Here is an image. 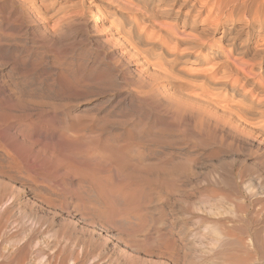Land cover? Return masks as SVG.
Instances as JSON below:
<instances>
[{"label": "bare ground", "instance_id": "6f19581e", "mask_svg": "<svg viewBox=\"0 0 264 264\" xmlns=\"http://www.w3.org/2000/svg\"><path fill=\"white\" fill-rule=\"evenodd\" d=\"M14 1L22 5V7H24L27 11H29V13L37 17L36 19L40 20L38 16L41 15L40 17L43 16V18H45V21L47 19H51L50 18L51 11H49L48 8L49 6H52L51 7L52 11H54L56 14H59L60 12L64 13L67 11V10L65 11L66 6L68 7V6L76 5V3L73 0H52L50 4L46 3L47 0H14ZM85 1L89 6L92 7L95 20H99V23L101 25H105L107 27L106 30L108 32V35L114 38L115 44L119 46V48L123 49L126 54H132V56L136 55L138 58H140L139 63L142 64V67L145 69L144 72L148 73L147 75H149V78L150 76L152 78L154 76H160L161 80L164 79L165 81L168 82V84L179 82L180 85V82L184 83L186 89L182 84L185 90V92L182 95L178 93L180 90L176 91V93H178L177 95L173 93L174 94L173 99L175 98V96H177L175 98L176 99L175 102H177V98L180 97L179 95L184 96V98L186 97L185 100L183 98L182 99L185 102H187L186 99H188V101L191 100L190 102L191 105L192 104H193L192 106L195 105L194 109L197 106L198 110L203 109L204 111H207L205 112L206 114L210 113L211 115H213V117L216 120H219V122L222 121L223 124H227L229 127L230 124H232L235 128L241 127L243 129H246V131L248 129L249 130L256 129L258 131L264 132V0H158L161 1L162 4L153 7L149 5L150 0L149 1L137 0L142 4H139L132 0H85ZM55 6L58 7L56 8ZM62 7L65 8L61 10ZM58 19L60 20L61 18ZM53 28L54 27H52V29H49V31L53 30ZM9 43L11 44V42ZM116 45L112 44V46H115V49H116ZM3 46L0 47L2 48ZM10 47L12 48V46L9 45L4 46L3 47L4 51L3 52L1 51L2 55L0 54V58L2 59L1 61L5 60V62H2V64L8 66L7 75L4 74V76H7V79H10L13 78L15 74L19 73L18 75L19 78L16 77L18 78L17 81L14 80L9 81L7 79L5 80L4 78H2L4 80L2 81L0 80V184H5V185L9 184L8 187H4L3 185L5 190L1 189L0 191V240L1 238L2 241L3 239L5 241L8 240L9 241L8 243L9 244L12 243V248H14L13 252L11 250L12 248L10 249L12 253H10L8 250V252L10 253L8 256L11 257V261L7 263L18 264L19 262H23L25 259L28 260L29 262L32 261L35 263L34 260L39 259L40 261V263L38 262L39 264H68L70 260L74 264H77V261L80 260L78 262V264H80L81 262H84V260H87L86 258L88 257H86V255L84 254L82 257L80 256V259H78L80 254H78V257L74 256L75 251L73 246L76 245H74L73 243H71L73 245L71 246V249L68 248L70 250L67 252L65 251L68 249H66L62 253L63 251L62 248L58 249V250H62L61 252L50 251L51 248L53 247L59 246L60 248V240L58 239L60 236L58 237L56 235V233L59 232L60 230L58 231L56 227L57 230L56 232L54 229L55 226L53 227V224L52 226L51 224L48 225V228L46 226L45 228H43L42 217L44 216L42 215H41L42 217L40 216L39 212L41 213V211L42 212L46 211L48 213H51L52 217H54L59 213L62 214L64 213L65 216L62 217V219L63 218L66 219L65 217H67L68 223L71 222L74 225L77 224L78 222L79 223L81 222L84 226L88 228V232L90 233L94 232L93 230L96 227L106 232L112 231L120 241L124 242V245L126 247L134 248V249L136 248V252L138 251L140 252V250H142V252L149 257H152L155 254L158 255V253H160L159 256L162 253L163 254L167 253L170 255L171 252L175 251L177 248L176 241L174 240L175 238L172 237L171 235L172 232L168 231L170 228L167 229L168 227L166 225L167 227L166 231H163L164 233L163 232L158 233L155 240L154 239L150 240L152 236H150L149 238L148 233L146 234V232L145 235L143 234L142 237H137L139 239L136 240L137 239L136 231L139 228H141L142 225L145 226V224H141L140 222H138L139 221L138 218L139 216H141L143 210L146 207L145 204L147 203L146 201H148V197L152 195L151 193H149L151 187L154 185L156 186L158 185V186L166 187L168 191L173 189L172 187L174 183L177 182L176 180H178V178L181 177V175L187 174L186 176H188V173L186 172H189L191 170V168L189 167L190 170L187 171L189 166L187 163L189 162V160L187 163H178L176 165L170 163L171 161L167 159L166 160L164 159L163 161L157 160L155 162L156 154L154 156L150 152L146 155H142L139 151L137 152L138 147L147 152V149L149 150L150 146L152 145L149 146L150 140H147V138L150 137L146 136L147 137V138L145 137L146 141H144L142 135L139 134L140 132L136 131L135 126H131V128H127L128 127L127 126L125 128L124 127L125 123L122 125L121 124L122 122L120 123V120L118 122H112L110 121L111 120L110 118L109 121L103 118L100 122L94 123L96 121H93V119L82 120L80 117L76 115H75L76 117H72V116L68 117V115L63 113L65 111L63 112L58 111L60 105L58 106L57 103L56 106V104H54V101H52L55 95L53 93L57 94L56 92L57 89L53 91L54 90L53 87L59 85L62 88L61 89L62 93H65L66 95L67 93H69L68 95L70 96L72 92L74 93L76 91L75 84L72 85L69 80L70 77L68 78L63 72H61L62 71L61 68H60L61 71H58V70H52L54 67L52 69L47 67L48 72L46 73L47 70H45L46 69L45 68L41 76L47 78V79L45 78L46 82L47 80L48 81L56 80L55 82L57 83H49L50 84L49 86L46 83L49 89H47V87L43 88V79H44L43 77H42L43 79L38 78L39 80L37 82L32 81V76H34V74H36L37 72H38L37 74H41L39 73L40 67L38 66V63L35 61L36 63L25 65L21 61L23 59L20 58L18 52H17L18 54L15 53L11 54L12 50ZM16 48L17 46L15 47V49ZM132 56L131 58L133 59ZM38 59L40 60V58ZM42 59L44 58L42 57ZM130 60L131 59H129V61ZM188 63L195 66L192 68H190L189 66L188 68L186 67ZM47 64H49V62ZM44 67H42L41 69L43 70ZM140 71L141 69L139 70V72ZM70 72L72 71H69L68 73ZM37 77H35L36 80ZM157 78L155 77V79ZM87 80L88 79L86 78V81ZM59 86L57 88L60 93ZM170 86L169 88H171ZM151 87L152 88L150 92L153 95L158 94L156 96H159V94L161 93L162 97L164 96L167 99L173 100L171 99L172 98L171 95H170L171 98L169 97V95L167 96L166 90H165L166 94L163 91V93L165 94L164 95L158 87L156 86L155 88H153L154 86ZM175 90H177V88ZM80 91H82V89ZM80 91L77 90L78 93H80ZM146 91L143 90L142 94H144L143 92ZM132 92H136V90L135 91L132 90ZM169 92L172 93V91ZM139 94H135V95L130 94V97L134 100V102L138 101L139 104L141 103L143 105L147 104L150 101L149 100L151 99L150 97L140 98L138 97ZM80 95L82 94L80 93ZM60 96L61 95H59V97ZM67 96L66 98H68ZM72 97H70L69 99H71ZM151 97H155V96H151ZM157 98L158 97H156V99ZM60 99L63 98L60 97ZM60 99L58 98L59 101ZM159 100H165V99L162 98L160 99L159 96ZM183 100L181 101L184 104ZM167 103H169V100ZM129 104L132 105L131 102ZM187 104H189V102H187ZM144 106L150 108L149 103ZM190 106L187 107L190 108ZM182 107L184 106L182 105ZM61 108H63V105ZM129 108L127 111L130 110ZM173 110L174 111H170V112H175V109ZM182 110L184 109L182 108ZM121 111H119L118 113H120ZM142 111L140 110V112ZM145 111L147 112V114H149L147 110ZM186 111L190 112L188 110ZM111 112L112 110L110 112L108 111V113ZM194 112L192 113L195 115V113L197 112L195 113ZM181 113L183 115L184 112ZM87 114L90 117L89 115L90 112ZM129 114L130 117L133 115V113L132 115L131 113ZM84 115L86 114L83 113V116ZM199 116H202L201 112ZM159 117H157V119ZM101 118L102 117L100 116V119ZM129 119L131 120V118ZM199 119L201 120V118ZM122 120L125 121V119H121V121ZM143 120L145 119L143 118L141 120V124ZM196 121L199 120L196 119ZM155 123L156 122H154V124ZM126 124H128V122ZM200 124L203 125V123H199L198 125ZM196 125L197 124H195V126ZM30 126L32 127V129H30ZM223 128H226V126H223ZM239 130L236 129V131L234 130L232 131L236 132L237 135V133L242 131ZM132 131H133L132 134H128L129 132ZM243 131L242 133L245 132ZM230 132L231 131H229V133ZM152 134L153 133H151L150 136H152ZM160 137L157 136L155 139L161 140L159 139ZM260 137L263 136L261 135ZM163 142L165 144L170 143V141L169 142L163 141ZM176 153L177 152H175V154ZM158 157L160 156L158 155ZM158 157L157 159H159ZM184 157L187 158V155ZM191 176L193 177V175ZM156 186L154 187L157 188ZM145 187H147L148 191L147 194L143 195L144 193L143 191ZM20 189L27 190L30 194L29 195L30 198L32 199V203H31L32 206L27 213L25 212L26 206L24 208V206L21 207L17 205L18 202L16 201L17 199L16 194L20 191ZM175 192L176 191H174V193ZM176 202H178V200ZM198 204L201 206L200 202H198ZM204 206L203 208H205ZM187 207H184L185 210ZM23 209L25 210L23 211ZM158 209H160V207ZM158 209L156 208L157 211H159ZM147 214L148 212L143 217L145 216L147 217L148 216ZM153 214L152 216H154ZM163 215L162 218L165 217ZM158 218L159 217H157V219ZM65 221H63V223ZM60 223H62V220ZM65 224L66 226H68L67 223ZM151 224H152V220H151ZM158 228L157 230L160 229ZM212 228L214 230V227ZM217 229L221 230L219 228ZM96 230L98 231V229ZM170 230H172V228ZM148 232L150 233V229ZM216 233L217 232H215V234ZM223 233H220L219 235H215V237L211 236L214 237L212 241L213 242L220 241L223 236L221 234ZM225 233L227 234V232ZM62 234H64V230ZM93 234L95 235V233ZM58 235L61 234L59 233ZM244 235H246V233ZM107 236L109 237L110 234H108ZM206 236L209 239L208 235H205V237ZM252 239L254 238L252 237ZM212 241H210V243L206 242V244L209 243L208 245H210ZM65 242H66V238H65ZM247 242L245 241V243ZM2 243L0 244L2 245ZM235 243L236 242H234L233 244ZM76 244L79 243H77L76 241ZM248 244L250 243L248 242ZM64 245L66 244L64 243ZM117 245L118 244H116V246ZM214 245L215 243L210 246L212 247ZM220 245L222 244L219 243V246ZM32 246L33 248L36 247L34 248V251H31ZM234 246H235L234 248H236V245ZM179 247H181V245H179ZM80 248H82V246ZM240 248H242V246ZM252 248L250 249L252 250ZM122 249L123 248H120V250ZM134 249H132L133 250L132 252H135ZM210 250L211 251L209 252H212L213 254L212 249ZM213 250L215 251V249ZM239 250L240 249H238L237 251ZM5 251L6 249L4 250V252ZM82 251L85 250L82 249ZM242 253L243 252H241V254ZM126 254L128 255V253ZM126 254H124V256ZM144 254L143 256L142 255L141 256L144 257ZM131 255L129 257H131ZM220 255L221 252L219 253V256ZM254 255L247 252V254L244 255L246 257L245 262L251 263V261H254L255 258ZM257 256H259L258 253ZM225 257L227 258V255ZM229 257L232 258L231 255ZM239 257L240 256H238V259L241 258ZM3 258H5V256ZM217 258L215 257V259ZM226 258L225 261H228L226 260ZM241 259L244 260L243 258ZM137 260H141V259L139 258ZM148 260H152V258H149ZM223 260H221V262ZM213 261L215 262L214 258ZM219 261L220 259L218 260V262ZM241 261L239 262L240 264ZM245 262H242V264ZM136 264L139 263H137L136 261ZM150 264L152 263L150 262Z\"/></svg>", "mask_w": 264, "mask_h": 264}, {"label": "rangeland", "instance_id": "374dc122", "mask_svg": "<svg viewBox=\"0 0 264 264\" xmlns=\"http://www.w3.org/2000/svg\"><path fill=\"white\" fill-rule=\"evenodd\" d=\"M73 1L76 3V5L74 4L75 6H68V7L66 6V8L62 7L61 10H63L65 8V11L66 10L67 11L64 13L60 12L59 14H56L54 11L51 10L52 6H49V7L46 6L49 8V11H51L50 12V14H51L50 18L51 19H47L46 20L47 22H46L45 18H43V16L42 17H40L41 15L38 16V18H40V20L36 19L37 17H35L31 13H29V11H27L24 7H22V5L15 2L14 0H0V40H1L0 42H3V43H0V46H3V45L4 46H8V45L12 46V48L10 47L12 50L11 54H14V53L18 54L19 53L18 55L20 56L21 59H23V60H21V59L20 60L25 65H29L31 63H36V62L38 63V66L40 67L39 73H41V74H37L38 72L36 73L37 75L34 74L35 77H37V76L38 77L36 80V78L34 76H32L33 82H37L39 79L44 78V76H41V75L43 74L45 68H46L45 70H47L48 68L52 69L54 67L52 70H58V71L62 70L61 72H63L68 78L70 77L69 80H70L71 84L72 85L75 84V87H76V91L74 93L72 92V94H70V96L68 95L69 93H67L68 96L65 93H62V90H61L62 88L59 85L53 87V89H54L53 91H55L57 89V91H56L57 94L53 93L55 95H54L52 101H54V104H56V106H57V103H58V106L60 105L62 107V105H63V108H61L59 106L58 111H60V112L65 111L63 113L68 115V117L69 116L70 117L71 116L72 117L78 116L82 120L93 119V121H96L94 123L100 122L103 118H105L108 121L111 119L110 121H112V122H118L120 120V123L122 122L121 123L122 125L125 123V125H124L125 128L127 126H128L127 128H131V126H135L136 131L140 132L139 134L142 135L144 141H146L147 137H150V138H147V140H150L149 146L152 145V146H150V148L148 147L149 150L147 149V152L142 150L139 147H138L137 152L139 151L142 155H146L150 152L154 156H155V154L157 157L159 155L160 156V157H158L159 159H157V157L155 156V162L157 160L163 161L164 159L165 160L167 159V160L171 161L170 163L176 165L178 163H187L189 160V162L187 163L189 165L187 171H189L190 168H191V170L189 172H186V173H188V176H186L187 174H184L185 177H184V175H181V177H179L178 180H176L177 182L174 183V185L172 187L173 189H171L170 191H168V189H166V187L154 185L157 187V188H155L154 186H152L151 190H149L150 191L149 193H151L152 195L150 197H148V201H146L147 203L145 204V206L148 208L145 207L141 216H139V218H138L139 219L138 222H140L141 224H145V226L142 225L141 228H139L137 230L138 232L136 231V238L142 237L143 234L145 235V232H146V234L148 233L149 238H150V236H152L151 237L152 239L150 238V240H153V239L155 240L158 233H160V232L162 233L163 231H166L167 227H168L167 229L172 228V230L169 229L168 231L172 232L171 235H172V237L175 238L174 240L176 241V245H177L176 247L177 248L175 251H172L174 254L172 252L170 255L167 253H164V254L162 253L161 254L162 257H161V255L159 256L160 253H158V255L155 254L156 256L154 255L152 257H149V256L145 255L142 252V250H140V252L139 251L136 252V248L134 249V248L126 247L124 245V242L120 241L118 239V237L112 231L106 232V231L100 230L98 227H96L93 230L94 232L90 233V232H88V228L86 226H84L81 222L80 223L78 222L77 224L74 225L71 222L68 223L67 217H65L66 219L63 218L64 219L63 220L62 217L65 216L64 213L63 214L59 213V214L55 215L54 217H52L51 213H48L46 211H43V212L41 211L42 214L39 212L40 216L41 215L44 216V217L41 216L42 221H43V228H45V226L48 228V225L51 224V226H52V224H53V227L55 226L54 229L56 232H57V230L58 231L62 230L61 232L59 231L56 233V235L58 237L60 236L59 238L57 237L60 240V248H59V246H57L58 248L53 247V248H51L50 251H53V252H59L60 251L61 252L62 250H58V249L62 248L63 249L62 253H63L66 249H68V248L71 249V246L74 244V245H76V246H73L74 251H75L74 256L78 257V254H80L78 259H80V256L82 257L83 254L86 255V257H88V258H86L87 260H84V262H81L80 264H82V263L87 264V262H88V264H93V263L94 264H96V263L97 264H130L132 261L133 262L131 264H134V263L136 264V261L139 264H143V263L144 264H147V263L150 264V262L152 264H165V263L166 264H212V263L213 264H224V262H225V264H240L239 262L242 260L241 258H243L244 260L241 261V264H242V262H245L246 257L244 255L247 254V252L251 253L253 255L256 253L254 255L255 258H254V261H251V263L245 262L243 264H247V263L248 264L249 263L250 264H264L263 263V261H264V132L258 131L256 129H250L253 133L252 134L249 129L246 131V129H243L241 127L235 128L232 124H230V127H231L230 128L227 124H223L222 121L219 122V120H216L213 117V115H211L210 113L206 114L205 112H207V111H204L203 109L198 110L197 106L194 109L195 105L194 106H192L193 104L191 105V103H190L191 100L188 101V99H186L187 102H189V104L191 105L190 106L189 104H187V102L184 101L186 97L184 98V96H181L185 92L184 83L180 82V85H179V82L168 84V82L165 81L164 79L161 80L160 76H154L153 78L150 76V78H149V75H147L148 73L144 72L145 69L142 67V64L139 63L140 58H138L136 55L132 56V54H126L123 49L119 48V46H117L115 44L114 38L112 36L108 35V32L106 30L107 27L105 25H101L99 23V20H95L92 7L89 6L85 0H82V1L81 0H73ZM132 1L137 2L139 4H142V3L138 2L137 0H132ZM140 1H144V0H140ZM147 1H149V0H147ZM51 2H52V0L46 1L47 4H50ZM161 4H162V2L158 1V0H150L149 1V5L151 7L156 6V5L159 6ZM55 7L57 8L58 6H55ZM57 17L61 18V19L59 20ZM38 20H39V22H38ZM96 24H97V26H96ZM45 27H47V28H45ZM52 27H54L53 30L49 31V29H52ZM54 29H56V30H54ZM9 42H11V44ZM112 44L116 45L117 50L115 49V46H112ZM16 46L18 49L17 48L15 49ZM3 47L2 48L0 47V54L1 55H2V52L4 51ZM20 53H22V54H20ZM43 55L45 57L47 56L48 58L47 57L45 58ZM131 56L133 57V59L131 58ZM42 57L45 60L42 59ZM127 57L131 60L129 61V59ZM38 58H40V60ZM36 59L39 61H37ZM1 60L2 59L0 58V64L2 65V66L0 65V78H1L0 80L2 81L4 79L5 80L7 79V76H4V74L7 75L8 66H5V64H2V62H5V60L4 61H1ZM41 61H43V62H41ZM22 62H19V63H22ZM40 62H41V64H40ZM48 62H49V64H47ZM40 65L42 67H44L45 65L46 66L42 70L41 69L42 67ZM189 66H190V68H192L195 65H191L190 63H188L186 65V67L189 68ZM60 68H61V70H60ZM63 69H64V71H63ZM138 69L139 70L141 69V71L139 72ZM69 71H72V72L68 73ZM47 72H48V70L46 71V73ZM138 72L140 73V75L142 74L141 77H143V76L144 77L141 78ZM144 73H146V74H144ZM18 75H19V73L15 74L13 76V78H10L7 80L17 81L19 78ZM145 75H147V76H145ZM16 77H18V78H16ZM155 77L156 78L158 77V78L155 79ZM2 78H4V79H2ZM86 78L89 81L88 80L86 81ZM44 79H43V88L47 87V85L49 86L50 85L49 83H57V82H55L56 80H54V81H51V80L48 81L47 80V82H46L47 78L45 80ZM84 79H85V81H84ZM149 79H150V81H149ZM153 79H154V82H153ZM158 79H159V81H158ZM147 82L148 83L151 82V83L148 84ZM46 83H47V85H46ZM182 84H183L184 88H183ZM77 85H79V86H77ZM82 85H83V87H82ZM58 86L60 87V93H59V90L57 88ZM151 86H154L153 88H155V86L156 87L159 86L158 88L161 90L162 93H163V91L165 92V90H166L167 96L168 95H169V97H170V95L172 96V98L170 97L171 99H173V95H174L173 93H175V95H177L179 93V94H181V95H179L181 97V99L178 96L179 98H177V102H175L176 101L175 98L177 96H175V98H174L175 100L174 99L170 100V99L165 98L164 96L162 97V94L160 93L161 94V95L159 94L160 99L162 98L165 100H159V96H156L158 94L153 95L150 92V90L152 88ZM169 86L171 88H169ZM176 88H177V90H175ZM47 89H49V88L47 87ZM47 89H45V90H47ZM81 89H82V91H80ZM142 89L144 91H146L147 89L149 90V91L147 90L146 92H143L146 96L144 94H142V91H143ZM77 90H79L82 95H80V93H78ZM132 90L133 91L136 90V92H132ZM137 90L141 94H139ZM178 90H180V91L178 93H176V91H178ZM169 91H172V93H170ZM147 92H149L150 94ZM166 92H165V94H166ZM62 94H63V96H62ZM130 94H134V95L139 94L140 96L138 95V97H140V98L150 97L151 99H149V100L151 102L150 101L148 102L150 108L144 106V105H147L148 103L143 105L141 103L139 104L138 101L134 102V100L130 97ZM56 95L58 96L59 99H60V97H62L64 99V101H63V99H60V101H59ZM59 95H61V96L59 97ZM65 95L68 98H66ZM71 95L72 96L75 95V96H73L75 98H73ZM151 96H155V97H151ZM55 97L57 98V100ZM70 97H72V98L69 99ZM123 97H124V99H123ZM156 97H158V98L156 99ZM65 99H66V101H65ZM166 100H167V102L169 100V103H167ZM181 100L184 101V104ZM160 101H162V102H160ZM130 102L132 105L129 104ZM119 104H120V106H119ZM175 104H176V107H175ZM185 104H187V105H185ZM141 105H142V107H141ZM182 105L184 107H182ZM158 106H160V107H158ZM187 106L188 107L190 106V108H188ZM127 107L128 108L130 107L129 111H127L128 110ZM180 107H182L184 110H182V108H180ZM135 108H137L139 112ZM156 108H157V110H156ZM185 108H186V110H188L190 112H187L185 110ZM173 109H175V112H170V111H174ZM85 110H86V112H85ZM103 110H105V111H103ZM111 110H112V112H111L112 114L108 113V111L110 112ZM140 110L141 111L143 110V111L140 112ZM145 110H147L149 114H147V112ZM191 110H192V112L195 111L197 113L194 112L195 113V115H194L191 112ZM119 111H121V112L118 113ZM134 111H136V112H134ZM89 112H90V114H89L90 117L93 116L92 118H90L88 116L87 113H89ZM154 112H155V115H154ZM181 112H184L183 115ZM200 112H201L202 116H199ZM83 113L86 115L83 116ZM129 113H131V115L133 113V115H132L133 117L132 116L130 117ZM77 114H79V115H77ZM107 114H109V115H107ZM80 115H82L83 117ZM100 116L102 117L101 119H100ZM138 116H139V118H138ZM84 117H86V118H84ZM157 117H159V118L157 119ZM161 117H163V118H161ZM170 117H171V119H170ZM190 117H192V118H190ZM193 117H196V118H193ZM116 118H118V119H116ZM129 118H131V120ZM143 118L145 120H143V122L141 124V120ZM199 118H201V120H203V121H201ZM205 118H206V120H205ZM121 119H125V121H123V120L121 121ZM126 119H128V120H126ZM196 119L201 121V122L196 121ZM212 119H215L216 121L212 120ZM167 120H169V121H167ZM204 120L206 123L204 122ZM217 121L220 124H218ZM127 122H128V124H126ZM154 122H156V123L154 124ZM178 122H179V124H178ZM208 122H209V124L212 122L213 123L209 125ZM199 123H203V125L202 124L198 125ZM195 124H197V125L195 126ZM221 124H223V125H221ZM136 125H138V126H136ZM206 125H208V126H206ZM212 125H213L214 129L212 128ZM139 126H140V128H139ZM202 126H204V127H202ZM209 126H210V128H209ZM223 126H226V128H223ZM171 127H173L174 129ZM218 127L222 128V129H219ZM196 128H198V129H196ZM201 128L204 130H202ZM30 129H32L31 126H30ZM236 129L237 130L240 129L239 131H241L243 129L247 133H245L242 130L245 134L242 133V131L241 132L237 131L239 133H237V135H236V132H234V131H236ZM228 130L231 132L229 133ZM232 130H234V131H232ZM249 131H250V133H249ZM188 132L190 135L188 134ZM132 133H133V131L129 132L128 134H132ZM151 133H153L152 136H150ZM172 134H174L175 136ZM186 134H188V135H186ZM248 134H249V136H248ZM261 135L263 137H260ZM157 136H159V137L163 136L162 137L163 139L161 137L159 138L161 140L155 139ZM163 141H165V142L170 141L171 144L170 143L165 144ZM150 143H152V144H150ZM178 143L180 146L178 145ZM156 146H158V147H156ZM185 147H187V148H185ZM172 150H173V152H172ZM174 151L177 153L175 154ZM154 152H156V153H154ZM179 153H181V154H179ZM184 153L187 155V158L184 157V156H186ZM172 159H173V161H172ZM184 159H186V160H184ZM190 163H191V166H190ZM189 174L193 175V177ZM188 177H190V178H188ZM182 180H184V181H182ZM180 183L182 184V186ZM183 183L184 184L186 183V184L184 185ZM3 185H4V187L9 186V184H6V185L0 184V191H1V189L5 190ZM1 186H2V188H1ZM175 188H177V189H175ZM178 189H180V190H178ZM183 189H185V190H183ZM6 190H7V188H6ZM147 191H148L147 187H145L144 191H143L144 192L143 195L147 194ZM171 191H173V192H171ZM174 191L179 192V193H176V192L174 193ZM16 195H17L16 201L18 202L17 205L21 206V207L24 206V208L26 206V210L23 209V211L25 210V212L27 213L28 210H30V208L32 206V204H31L32 199L29 196L30 195L29 192L25 189H20V191ZM176 199L178 200V202H176L177 201ZM174 202H176V203H174ZM198 202H200L201 206L198 204ZM201 202L204 204H202ZM203 206L205 208H203ZM155 207L157 209L160 207V209H158L159 211H157ZM184 207H187L186 210ZM215 208H217V209H215ZM183 209H184V211H183ZM148 210H150V211H148ZM155 210H156V212H155ZM147 212H148V214H147L148 218L146 216H145L146 218L143 217L144 215H146ZM152 214L154 216H152ZM161 214L162 215L164 214L163 216H165V217L162 218ZM158 215H161V216H158ZM157 217H159V218L157 219ZM146 219H147V221H146ZM61 220H62V223L65 220H67V221H65L62 225V223H60ZM151 220H152V224H151ZM141 221H143L145 223H143ZM154 221H155V224H154ZM65 223H67L68 226H66ZM148 223H149V225H148ZM60 224H61V226H60ZM153 224H154V226H153ZM147 225H148V227H147ZM166 225H167V227H166ZM211 225H213V226H211ZM214 225H216V226H214ZM62 226H64V227H62ZM156 226H157V228L159 227L161 230L159 228H158L159 230H157ZM162 226H163L164 230L162 229ZM56 227H57V230H56ZM61 227L64 229H62ZM153 227H154V229H153ZM212 227H214V230ZM74 228H76V229H74ZM83 228L84 229L86 228V229L84 230ZM144 228H145V230H144ZM217 228H219L221 230H218ZM227 228H229V229H227ZM96 229H98V231L100 233ZM149 229H150V233L148 232ZM63 230H64V234H62ZM211 230H212V232L213 231L214 232L212 233ZM154 231L156 232V234ZM228 231H229V233H228ZM243 231L246 233V235H244L245 233ZM208 232L210 233V235ZM215 232H217V233L215 234ZM219 232L220 233L227 232V234L226 233L221 234V235H223L221 240L213 242L212 239L215 237V235H219L220 234ZM232 232H233V235H232ZM59 233L61 235H58ZM93 233H95V235ZM106 233L110 234V236L108 237L107 236L108 234H106ZM211 233L214 235H212ZM62 235H63V237H62ZM112 235H114V236H112ZM205 235H208L209 239L207 238V236L205 237ZM221 235H220V237H221ZM225 235H226V237H225ZM236 235H238V236H236ZM211 236H214V237H211ZM114 237H116L117 239ZM252 237L254 239H252ZM65 238H66V242H65ZM178 238H180V239H178ZM226 238L229 241L231 240L230 242L232 244ZM234 238L236 240L237 239L238 240L236 241ZM138 239L139 238H137L136 240H138ZM225 239L227 242L225 241ZM255 240H256V242H255ZM1 241H2V238L0 240V243L3 242L4 244L3 243H2V245L0 244V248H3V249H0V253L3 251L0 254V258H1L0 264H9L7 262L11 261V257L8 255L14 251V248H12L11 242H10L11 244L8 243L9 242L8 240L5 241L3 239V241L2 242ZM76 241L79 244H76ZM210 241H212V243L210 245H213L214 243H215V245L212 247L210 245H208L210 243ZM242 241H244V242H242ZM245 241L246 242L248 241L250 244H248V242L245 243ZM206 242H209V243L206 244ZM234 242H236V243L233 244ZM64 243L66 245H64ZM71 243H73V244H71ZM219 243H221L223 246L222 245L219 246ZM116 244H118V245L116 246ZM182 244H184V245H182ZM226 244H228V245H226ZM80 245L82 246V248H80L81 247ZM179 245H181V247H179ZM234 245H236V248H234L235 247ZM33 246L31 247L32 250L30 249L31 251H34V248H36V247L33 248ZM122 246H124V247H122ZM207 246L210 248H208ZM241 246H242V248H240ZM252 246H253L254 250H253ZM13 247H14V245H13ZM120 248H123V249L120 250ZM250 248H252V250ZM5 249H6V251L4 252ZM10 249L12 250V252L10 251ZM70 249L66 250L65 252L69 251ZM82 249H84L85 251H82ZM127 249H128V251H127ZM132 249H134V251L136 253L132 252L133 251ZM210 249H212L213 254H212V252H209V251H211ZM213 249H215V251ZM238 249H240V250L243 249L244 251L241 250V252H243V253L241 254L240 250L237 251ZM8 250L10 253L8 252ZM123 250L125 253L123 252ZM79 251H80V253H79ZM227 251H229V252H227ZM121 252H123V253H121ZM177 252H178V254H177ZM207 252H209V253H207ZM220 252H221V255H220L221 257L219 256ZM3 253H6V254H3ZM86 253H88V254H86ZM126 253H128V255ZM130 253L133 255H131ZM223 253H225V254H223ZM229 253H231V254H229ZM233 253H235V254H233ZM257 253L260 257L257 256ZM124 254H126V255L124 256ZM143 254H144V257H142ZM121 255H122V257H121ZM130 255H131V257H129ZM226 255H227V258L225 257ZM230 255L232 258L229 257ZM4 256H5V258H3ZM74 256H73V258H74ZM238 256H240L241 258L239 257L240 259H238ZM138 257L141 260H137V259H139ZM207 257H208V259L209 258L210 259L208 260ZM215 257L216 258L218 257L220 259V261L218 262L219 259L218 258L215 259ZM130 258H132V259H130ZM147 258L148 259L152 258L153 261L148 260ZM170 258L171 259L173 258V259L171 260ZM213 258H214L215 262L213 261ZM225 258L228 261H225ZM8 259H10V260H8ZM142 259L144 262L142 261ZM145 259L147 262L145 261ZM221 260H223L222 261L223 263L221 262ZM261 260H263V261H261ZM1 261L2 262L6 261V262L2 263ZM34 261L36 264L40 263L39 259L38 260L36 259ZM79 261H77V264ZM90 261H92V262H90ZM230 261H232V262H230ZM257 261H258V263H257ZM252 262H254V263H252ZM32 263H34V262H32V261L29 262L28 260L25 259L23 262H19L18 264H32ZM68 264H74V263L70 260L68 262Z\"/></svg>", "mask_w": 264, "mask_h": 264}]
</instances>
